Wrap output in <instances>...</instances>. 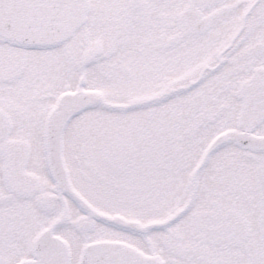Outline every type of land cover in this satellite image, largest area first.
Wrapping results in <instances>:
<instances>
[{
    "label": "snow or ice",
    "instance_id": "snow-or-ice-1",
    "mask_svg": "<svg viewBox=\"0 0 264 264\" xmlns=\"http://www.w3.org/2000/svg\"><path fill=\"white\" fill-rule=\"evenodd\" d=\"M0 264H264V0H0Z\"/></svg>",
    "mask_w": 264,
    "mask_h": 264
}]
</instances>
